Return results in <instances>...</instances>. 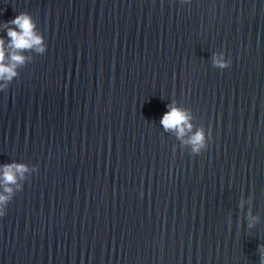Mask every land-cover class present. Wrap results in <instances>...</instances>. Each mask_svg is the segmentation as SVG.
Instances as JSON below:
<instances>
[{"label":"water","instance_id":"95a60500","mask_svg":"<svg viewBox=\"0 0 264 264\" xmlns=\"http://www.w3.org/2000/svg\"><path fill=\"white\" fill-rule=\"evenodd\" d=\"M21 12L47 48L0 91V165L35 169L0 264H260L264 0H0L6 45ZM173 103L199 154L161 125Z\"/></svg>","mask_w":264,"mask_h":264},{"label":"clouds","instance_id":"9594fccd","mask_svg":"<svg viewBox=\"0 0 264 264\" xmlns=\"http://www.w3.org/2000/svg\"><path fill=\"white\" fill-rule=\"evenodd\" d=\"M2 27L7 31L8 43L6 45L5 39L0 37V91L9 87L19 75L18 69L28 61L29 57L23 53L34 51L42 55L47 48L36 21L27 12L19 13L15 18L4 22ZM229 66L230 63L224 59L223 54L213 56V67L226 69ZM168 109L160 120L164 130L174 132L182 144L190 145L192 152L199 154L207 147L204 129L200 128L192 133L191 113L185 108L176 106L175 103L168 105ZM34 170L24 163L12 162L0 165V217L6 214L7 205L16 192L23 189L21 181L26 180ZM257 219L258 217L249 213V227H252ZM259 251L260 264H264V245L260 246Z\"/></svg>","mask_w":264,"mask_h":264}]
</instances>
